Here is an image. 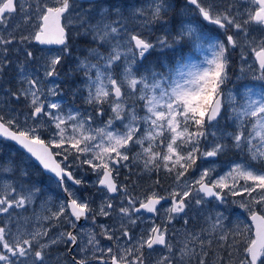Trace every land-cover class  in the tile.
I'll return each mask as SVG.
<instances>
[{
    "label": "snow or ice",
    "instance_id": "1",
    "mask_svg": "<svg viewBox=\"0 0 264 264\" xmlns=\"http://www.w3.org/2000/svg\"><path fill=\"white\" fill-rule=\"evenodd\" d=\"M187 5L226 36L209 44L201 63L183 50L203 48L205 26L179 20L169 30V0L130 12L115 0H0V138L27 153L19 162L0 160V264H264V88L226 87L235 49L241 76L264 84V0ZM156 24L162 34L153 41L145 32ZM73 31L91 43L74 61L79 85L66 104L54 81ZM33 43L60 45L61 54L42 56L32 70L37 57L21 45ZM166 49L174 50L173 63L145 64ZM14 52L24 61L14 64ZM9 72L15 75L5 79ZM230 150L238 158L218 171L217 158ZM32 158L66 194L57 204L31 179L24 161ZM83 169L96 177L98 204L71 188L85 184L77 175ZM122 170L125 181L133 172L151 179L164 171L172 186L161 194L157 178L134 195L136 182H122ZM228 197L247 213L234 227L223 212L204 211ZM201 217L198 231L190 227Z\"/></svg>",
    "mask_w": 264,
    "mask_h": 264
},
{
    "label": "rangeland",
    "instance_id": "2",
    "mask_svg": "<svg viewBox=\"0 0 264 264\" xmlns=\"http://www.w3.org/2000/svg\"><path fill=\"white\" fill-rule=\"evenodd\" d=\"M111 2V0H109ZM209 0H205V3H208ZM216 4L220 8H224L227 6L228 3H235L237 6H239V0H223L221 3V0H215ZM190 7H187V9ZM190 19H186V17L183 19L185 23L191 22L194 27L199 28L201 25L205 26L204 29V39L201 41L203 44V48L200 51H194L190 47H185L183 50V54L191 59L194 63H201L205 56H208L210 58V52L208 51V47L210 43H213L217 40L220 41H226V36L224 33V30L218 28L215 25L207 24V22L202 21V19L197 15L195 10L188 11ZM18 21H13V23H17ZM169 30H171V27H168ZM30 30V29H29ZM162 30L161 27L157 30L152 27V30L149 32H145V35L149 36L151 35L150 39L153 41L155 40V35H161ZM91 38L85 37L84 35H77L74 31L72 33V39L69 42V46L71 48V55L65 57L64 61V68L61 72V77L59 81H54L61 83L63 86V92L64 96L57 97V100L60 101L63 100L64 103L69 104L72 103V98L69 95L70 91L79 85V77L71 74V69L75 66L74 61L81 57L83 54L86 53L87 48L90 46ZM21 47H28L29 50H33L36 57L37 62H29V67L32 70H35L40 66V63L42 61L40 58L42 56L50 57L54 55L61 54V48L59 47L57 49H43L38 44H31V45H21ZM232 52L231 55V65L230 70L232 73H234L230 83L226 86L228 89L233 90L234 92L238 91L240 94H243L246 92L249 88H251L254 92H260L262 88H264V84L262 82L253 80L251 77V74H248L247 78L245 79L243 76H241L240 68L242 62L240 61V50H230ZM164 52L167 53L165 56L162 54L159 50L153 52L151 55L147 56V59L145 61V64L148 66H155L157 63H160L162 65H170L174 62V50L172 49H166ZM17 55V56H15ZM13 56V62L14 64L16 62H23L25 57L23 55V52H14L12 54ZM19 57V58H18ZM160 70V69H157ZM166 70V69H165ZM14 72H9L5 79H8L12 76H14ZM237 77H240L239 79ZM78 107L81 109L85 108L86 105L84 102L80 99H77L75 101ZM226 123H229L228 121H221V126L223 127ZM225 131H231V128H225ZM227 142V141H226ZM22 152H19V150L14 146L13 144L1 140L0 139V160H6L9 157H12L17 162H19L23 157H25ZM238 158V154L234 150H230L222 154L220 157L217 158V162L214 165L217 170H226L227 166L230 161L236 160ZM24 163L28 166V170L31 173V179L38 183L40 187L43 189L45 194V199L50 198L52 204H57L60 200H63L65 198L64 192L61 187L58 186V183L54 181L53 178H50L48 176H45L44 174L40 173L36 165L32 162V160H25ZM199 163V162H198ZM126 171H121L120 180L124 183H127L129 185L133 184V181L136 183L140 179H145L148 181V184L144 186V188L141 189V187H135L131 188L130 191L133 192L134 195H142L146 189H149L150 186L153 185V182L155 179L160 180V185H157V190L160 191L161 194H167V190L172 186V178H170L164 171H160L158 176L156 174H153L152 178L150 179L148 176H140L137 177V174L133 172L131 179L125 181L124 176L126 175ZM77 175L84 179L85 184L82 186H75L72 185V190L76 191L78 195L81 196V198L90 200L94 199L96 203H99V198L96 193V188L94 187V182L96 180L95 175L90 170H80L78 171ZM70 184V183H69ZM140 186V185H139ZM232 197L227 198V203L224 205H217V202L214 200L210 204H208L205 207V213L214 215L216 211H221L224 213L225 217L227 218L225 220V224L230 227H234L237 219H244L247 218V213L244 212L242 209L239 208L238 204H233ZM237 201H239L241 198L236 197ZM35 210L39 212L41 209L39 207V203L35 206ZM32 208H29L27 213H24V215H31ZM6 219V217H0V220ZM149 221H145V225ZM250 223V221H248ZM203 224V217L197 220H193L190 224V227H195L196 230H199V227ZM142 225V226H145ZM84 227H90V225H86ZM175 227L177 229H183V221L177 219L175 221ZM55 231V229L53 230ZM107 243V242H106ZM61 254H66L63 252V245H61Z\"/></svg>",
    "mask_w": 264,
    "mask_h": 264
},
{
    "label": "flooded vegetation",
    "instance_id": "3",
    "mask_svg": "<svg viewBox=\"0 0 264 264\" xmlns=\"http://www.w3.org/2000/svg\"><path fill=\"white\" fill-rule=\"evenodd\" d=\"M81 2H83V0H81ZM115 2L129 5L128 11L130 12L132 10L131 6H146L150 2V0H115ZM169 2L172 5V11L169 13L170 23L168 27L172 28L173 25H175L179 20H183L185 17L186 19H190L189 13L187 12V7L194 9V6H188L187 0H169ZM153 27L155 30H157L158 28H160V25L156 24ZM148 37L150 38L151 35H149Z\"/></svg>",
    "mask_w": 264,
    "mask_h": 264
},
{
    "label": "water",
    "instance_id": "4",
    "mask_svg": "<svg viewBox=\"0 0 264 264\" xmlns=\"http://www.w3.org/2000/svg\"><path fill=\"white\" fill-rule=\"evenodd\" d=\"M41 46H43V47H49V48H53V47H57V46H60V45H41ZM3 139V138H2ZM8 141V140H7ZM10 142H12V141H10ZM12 143H14V142H12ZM15 144V143H14ZM19 148H20V146L19 145H17ZM21 149V148H20ZM23 152H25L23 149H21ZM26 153V152H25ZM27 154V153H26ZM33 159V161H34V163H36L38 166H39V164H38V162H36L35 160H34V158H32ZM40 168H41V166H40ZM42 169V168H41ZM43 170V169H42ZM43 172L45 173V174H47V175H49V176H52V177H54L55 178V176L52 174V173H47V172H45L44 170H43ZM56 179V178H55ZM80 224L81 225H85V222L84 221H81L80 222Z\"/></svg>",
    "mask_w": 264,
    "mask_h": 264
},
{
    "label": "trees",
    "instance_id": "5",
    "mask_svg": "<svg viewBox=\"0 0 264 264\" xmlns=\"http://www.w3.org/2000/svg\"><path fill=\"white\" fill-rule=\"evenodd\" d=\"M140 181H141V189L148 184V182L145 179H141Z\"/></svg>",
    "mask_w": 264,
    "mask_h": 264
}]
</instances>
